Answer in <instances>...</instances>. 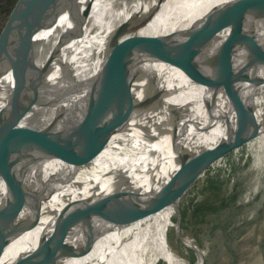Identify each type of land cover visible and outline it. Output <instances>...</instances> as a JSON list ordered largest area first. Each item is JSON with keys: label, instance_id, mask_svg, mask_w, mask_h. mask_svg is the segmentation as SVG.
I'll return each mask as SVG.
<instances>
[{"label": "bare ground", "instance_id": "obj_1", "mask_svg": "<svg viewBox=\"0 0 264 264\" xmlns=\"http://www.w3.org/2000/svg\"><path fill=\"white\" fill-rule=\"evenodd\" d=\"M239 1L80 0L74 16L66 12L36 35V65L0 73V112L30 111L25 125L0 127V236L12 229L16 234L0 264L31 259L35 264H100L111 233L117 237L128 231L138 237L123 241L120 264H151L158 246L165 264H189L167 241L173 223L165 209L150 215L152 236L146 242L140 219L121 223L139 217L153 199L158 203L169 197L189 169L183 188L192 187L219 153L228 152L230 136L264 117V67L251 63L239 43L223 52L236 32L230 17L215 11L237 8ZM156 7L153 19L107 48L119 24ZM236 14L254 29L264 49V0ZM194 30L195 36L177 49L165 48L177 33ZM67 32L77 37L50 60ZM222 59L234 75L225 69L221 78L198 82L180 67L210 63L213 71ZM243 65L245 70H233ZM114 81L132 82L131 90L105 100L87 99L92 87L108 88ZM49 112L48 117L36 114ZM242 117L251 120L240 122ZM110 127L114 133L102 139V128ZM96 136L99 148L87 154ZM94 202L103 207L93 212L103 211L110 219L92 224L88 209L64 231L69 248L60 253L67 255L37 251L53 231L69 226L60 214ZM173 211L179 238L203 264L200 251L183 237L180 209ZM91 232L95 238L88 243Z\"/></svg>", "mask_w": 264, "mask_h": 264}, {"label": "water", "instance_id": "obj_2", "mask_svg": "<svg viewBox=\"0 0 264 264\" xmlns=\"http://www.w3.org/2000/svg\"><path fill=\"white\" fill-rule=\"evenodd\" d=\"M254 1L256 0H242L238 2L237 8L235 7L229 8L227 6H223L221 8H217L215 12H219L223 14L226 13V15H228L232 20V26L234 28V31L236 32L228 39V42L225 43L224 45L225 49L223 52H226L228 48L232 46L235 42L237 44L239 43L241 48H243L245 51L249 53V59L251 63L254 62L253 64L257 67L258 66L264 67V49L260 47L258 44L261 38L257 36L253 28L248 29L245 26L244 22L240 18H238L236 14L238 10H240L241 8L245 7L247 4H250ZM79 2L80 0H0V12L3 11L2 13H0V73L5 70L36 65L37 50H38V44L35 43L36 35L43 29L51 26L57 18L61 17L66 12H69L72 16H74L73 13L78 8ZM162 2L163 1H159V4H162ZM91 4L92 1H90L88 7L82 12L83 17H86L88 15ZM235 9H237V12L234 11ZM157 12H158V7L153 8L147 15L133 16L130 17L125 22L119 24L110 35L107 42V48L108 49L112 48L113 46L117 45L119 42H121L128 36L137 32L147 21L153 19ZM76 15H78V13ZM239 34L242 35L241 40H239L240 39V37H238ZM193 36H195V30L177 33L175 36L176 40H172L168 42L165 45V48L168 49V51L175 48L177 49L180 43L189 40ZM76 37L77 36H75L71 32L65 33L61 37L59 47L55 49V51L51 54L49 59L52 60L55 57V55L58 53L60 49V46L63 43L75 39ZM221 57L224 58L223 56ZM234 66H232L233 70L236 71L245 70V68H247V65H243L240 69H237ZM180 67L183 69V71L186 74H188L198 82H207L210 79L221 78L224 76L223 71L225 69L227 71L229 70V68H227L229 67V64H224L223 59L217 66L212 68L213 71L210 68V63H208L207 65L205 64L199 65L197 69H195L196 67L193 68L185 64H181ZM229 75L232 76L234 74L229 72ZM130 84H132V82H129L128 85H123L122 83L114 81L112 85L108 88L92 87L89 96H87V99L105 100L109 98V96L115 95L117 93L130 91L131 90ZM77 108L79 107L77 106ZM74 111L72 110L70 112H74ZM133 111L134 109H131L130 112L133 113ZM29 112H30L29 110L19 112L18 114H10L7 113L6 111L0 112V127L12 128V127H18V126L20 127L25 125L26 121H24V118L25 116L29 115ZM36 114L40 117H48L52 113L49 112V113H41V114L36 113ZM253 117H255V113ZM250 120L251 119H244V117H242V120L240 122L247 123ZM102 123L104 125H107L106 117L103 118ZM101 131L102 134L100 136L102 137V139L103 138L109 139V137L112 136V134L114 133V131L111 130V127L108 128V130H106L108 131V133L106 131L104 132L103 128ZM99 142L101 143V138L100 140H98L96 136L94 140L91 142L92 148L91 149L89 148V150L88 149L85 150L86 152H88L87 154L89 153L91 154L96 148H99L98 147L100 145ZM84 143H86V141ZM228 143L231 147L230 148L231 151L237 154L240 148L239 142L235 140V138H232L230 136ZM236 170H237V163L235 161L231 169L228 171L229 179L226 180L219 179L210 184H205L202 188L196 189L195 191L196 195L205 192L207 190H210L213 187L227 184L233 178L231 176L234 175ZM189 171L190 169L187 170L186 174L181 176L174 183V192L169 197L163 199L158 203L148 204V206L146 207V212L143 215L136 217L132 220H129L126 223H121V224H127L137 221L139 219H143L167 207H172L175 211L179 210L180 206L186 200L189 193L193 191L194 186L183 188L184 182L189 175ZM17 185L20 186L21 184L19 183ZM98 204H99L98 202H94L93 205L91 206L79 207L77 209L69 211L67 214L66 213L60 214L59 220H64L65 224L69 226L56 232L53 231L51 233V239H50L51 241L50 240L43 241L38 246L37 251L40 250V254H41L45 248H49V250L54 253V257L59 256V254H63L64 256L67 255L68 252L60 253V251L65 249V247L67 246L69 248V245L63 242L65 239H63L62 236L65 235L64 231H66L67 228L73 226L71 224H73L76 220H78L81 215H84L85 212L87 211L89 212L88 209H91L90 213L88 214L92 216L91 219L92 224L99 219L109 217V215L103 211L93 212L96 211L94 210V208L103 207V206H98ZM114 210L116 211L119 209H114ZM15 219L16 216H13L12 222H14ZM110 223L114 224L115 222L110 220ZM15 236L16 234L13 229L6 231L0 236V259L2 258L5 250L13 241ZM94 238H95V234L91 232L89 234L88 237L89 240L87 242L91 243V241H93ZM49 242L50 244L47 246ZM199 254L203 259V264H205L203 251L200 250ZM32 260L33 259L27 262H23V260L20 261H22L23 264H35L34 262L35 260L33 261Z\"/></svg>", "mask_w": 264, "mask_h": 264}, {"label": "rangeland", "instance_id": "obj_3", "mask_svg": "<svg viewBox=\"0 0 264 264\" xmlns=\"http://www.w3.org/2000/svg\"><path fill=\"white\" fill-rule=\"evenodd\" d=\"M239 142L237 154L227 149L219 153L210 167L193 184L180 206V229L183 237L199 251L205 264H264V117L234 137ZM237 163V170L227 184L196 195V189L217 180H226L228 171ZM151 203H155L156 201ZM146 208L140 210V216ZM167 241L189 264H200L197 254L186 246L177 233L178 214L172 207ZM141 220V235L152 236L150 215ZM113 227L111 225V230ZM138 237L129 231L114 237L107 251L99 254L100 264H120L123 241ZM163 251L157 247L151 264L162 262Z\"/></svg>", "mask_w": 264, "mask_h": 264}, {"label": "trees", "instance_id": "obj_4", "mask_svg": "<svg viewBox=\"0 0 264 264\" xmlns=\"http://www.w3.org/2000/svg\"><path fill=\"white\" fill-rule=\"evenodd\" d=\"M3 11H1L0 13H2ZM6 71H8V70H6Z\"/></svg>", "mask_w": 264, "mask_h": 264}]
</instances>
